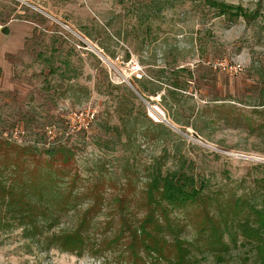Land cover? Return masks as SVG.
<instances>
[{"label": "rangeland", "instance_id": "374dc122", "mask_svg": "<svg viewBox=\"0 0 264 264\" xmlns=\"http://www.w3.org/2000/svg\"><path fill=\"white\" fill-rule=\"evenodd\" d=\"M218 1L260 15L220 16L205 0H0V140L33 146L44 158L42 150L65 144L75 190L96 193L102 182L107 198L140 196L161 158L172 169L192 162L190 171L213 189L251 194L264 175V0ZM217 62L224 63L215 68ZM176 65L193 72L181 106L167 110L161 94L146 101L133 89L131 81ZM119 99L137 118L131 138L116 112ZM160 122L173 131L163 139L155 137ZM49 126L55 141L47 138ZM147 126L153 136L141 133ZM110 205L95 218L99 228L118 214ZM77 221L70 213L56 230ZM185 236H198L189 222ZM119 249L80 256L47 249L21 227L0 226V264H129ZM196 254L197 264H255L248 246L233 248L221 263Z\"/></svg>", "mask_w": 264, "mask_h": 264}, {"label": "trees", "instance_id": "16d2710c", "mask_svg": "<svg viewBox=\"0 0 264 264\" xmlns=\"http://www.w3.org/2000/svg\"><path fill=\"white\" fill-rule=\"evenodd\" d=\"M205 3L218 15L232 19L251 21L260 15L259 9L224 1ZM176 52L180 49L176 48ZM167 70L162 67L153 79L131 82L146 101H150L149 95L161 94L163 106L169 110L183 104L193 72L183 65H176L170 73ZM116 112L123 133L131 138L136 126L133 122L137 120L133 109L119 99ZM155 126L159 129L157 138L173 132L164 123ZM119 128L116 130L122 134ZM149 129L147 126L141 133L153 136ZM46 135L55 141L56 136ZM126 145L131 146V140ZM71 150L59 142L42 150L44 158L33 146L0 140V226L21 227L25 238L42 242L47 249L80 256L86 252L101 256L107 250L120 248L121 258L129 264H146L148 259L149 264H197L196 251L209 253L221 263L233 248L240 246L253 251L255 264H264V175L255 179L251 194H239L232 188L213 189L208 178H197L190 171L193 163L186 159L172 169L165 167L161 158L149 169V180L140 196L116 192L107 198L100 190L105 186L102 182L96 193L87 186H83L85 192L75 190L78 176L69 168ZM108 204L118 214L107 215L104 228H99L95 218ZM180 211L185 213L184 218L177 215ZM75 212L78 221L74 228L56 230L66 216ZM188 222L197 230L194 240L185 236ZM110 227H115L112 237L107 235Z\"/></svg>", "mask_w": 264, "mask_h": 264}, {"label": "built area", "instance_id": "2783aa9c", "mask_svg": "<svg viewBox=\"0 0 264 264\" xmlns=\"http://www.w3.org/2000/svg\"><path fill=\"white\" fill-rule=\"evenodd\" d=\"M223 63H224V62H217L214 66H215V68H220V66L223 65ZM93 116H94V114H93ZM88 125H89V123H87V124L85 125V127L88 128ZM47 134H48L51 138H54V137H55V134H56V132H55V128H52V127L49 126V127L47 128Z\"/></svg>", "mask_w": 264, "mask_h": 264}, {"label": "water", "instance_id": "95a60500", "mask_svg": "<svg viewBox=\"0 0 264 264\" xmlns=\"http://www.w3.org/2000/svg\"><path fill=\"white\" fill-rule=\"evenodd\" d=\"M132 87H133V85H132ZM133 89H135L134 87H133ZM135 91L139 94V92L135 89ZM141 96V95H140Z\"/></svg>", "mask_w": 264, "mask_h": 264}]
</instances>
